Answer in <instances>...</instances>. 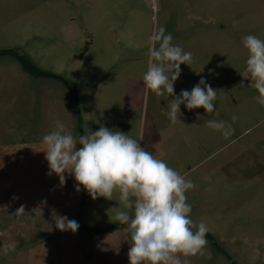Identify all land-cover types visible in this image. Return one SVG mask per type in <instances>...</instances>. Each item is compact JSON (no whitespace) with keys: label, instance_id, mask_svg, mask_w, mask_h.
<instances>
[{"label":"rangeland","instance_id":"rangeland-1","mask_svg":"<svg viewBox=\"0 0 264 264\" xmlns=\"http://www.w3.org/2000/svg\"><path fill=\"white\" fill-rule=\"evenodd\" d=\"M160 27L192 53L175 94L204 78L217 90L212 113L182 104L173 125L165 115L171 97L146 93L147 41ZM249 34L264 40V0H0V49L55 75L33 76L17 57L0 55V153L48 167L42 138L56 121L76 137L101 125L122 131L195 185L186 193L190 216L218 246L206 238L193 260L264 264V106L243 76ZM208 120L227 121L233 134L223 138ZM89 200L84 223L126 210L119 193Z\"/></svg>","mask_w":264,"mask_h":264},{"label":"clouds","instance_id":"clouds-1","mask_svg":"<svg viewBox=\"0 0 264 264\" xmlns=\"http://www.w3.org/2000/svg\"><path fill=\"white\" fill-rule=\"evenodd\" d=\"M172 41V34L164 27L149 36L143 83L146 93L171 97L165 115L174 125L180 120L182 104L188 110L203 108L207 114L212 113L217 90L201 78L191 91L175 94L174 84L181 74V65L192 63V53ZM242 43L248 52L243 76L250 79L258 92L256 102L264 106V40L249 34ZM236 119L233 116L232 123ZM206 125L225 139L234 132L232 124L225 120H208ZM42 143L47 174L54 173L61 185L66 183L67 174L74 177L76 190L82 186L93 200L98 197L113 200L114 193H119V202L126 210L118 211L115 221L126 225L125 232L130 237L128 264H189L188 258L204 255L208 227L203 221L198 224L193 221L192 205L186 196L195 185L141 147L138 139L103 125L76 137L64 123L56 121V127L43 136ZM23 214L25 205L21 204L13 215ZM55 227L76 232L79 224L60 216Z\"/></svg>","mask_w":264,"mask_h":264},{"label":"crops","instance_id":"crops-1","mask_svg":"<svg viewBox=\"0 0 264 264\" xmlns=\"http://www.w3.org/2000/svg\"><path fill=\"white\" fill-rule=\"evenodd\" d=\"M17 155L14 151L0 153V264H128L131 241L126 225L115 220L84 223L91 211L87 193L82 223L111 229L100 233L84 232L80 226L76 232L58 230V217L74 219L82 199L81 186L77 191L74 177L67 174L61 185L54 173L47 174L44 161L33 164L35 159L29 155ZM21 204L25 214L13 215ZM188 261L199 264L192 257Z\"/></svg>","mask_w":264,"mask_h":264},{"label":"trees","instance_id":"trees-1","mask_svg":"<svg viewBox=\"0 0 264 264\" xmlns=\"http://www.w3.org/2000/svg\"><path fill=\"white\" fill-rule=\"evenodd\" d=\"M0 55H12V56L17 57L22 70L26 73L33 75V76H36V77L37 76H53V77H55V75L41 70L38 66H36L35 63H33L31 61V59L29 57L19 56L13 50L0 49ZM59 79H61V78H59ZM64 83H66L68 85V82L66 80L64 81ZM72 92L74 94L73 90H72ZM78 130H79V132L81 131V128L79 125H78ZM79 135H81V133H79ZM81 189H82V199H81V202L79 204L78 210L74 214V220H76L78 222L80 228L84 232H87V233H91V232L100 233V232L106 231L108 229H111L112 226H99V227L96 226L95 227V226H88V225H85L82 223V218H83L84 213L86 212V209H87L88 199H87V191L85 189H83L82 186H81ZM206 238H208L211 241V243L214 247L218 246L217 242L215 241L214 236L211 233L207 232Z\"/></svg>","mask_w":264,"mask_h":264}]
</instances>
